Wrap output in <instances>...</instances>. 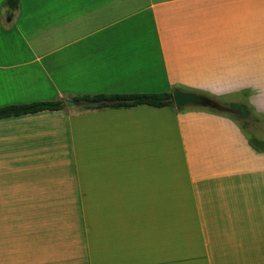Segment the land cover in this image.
<instances>
[{"label": "crops", "instance_id": "0c3cea01", "mask_svg": "<svg viewBox=\"0 0 264 264\" xmlns=\"http://www.w3.org/2000/svg\"><path fill=\"white\" fill-rule=\"evenodd\" d=\"M5 1L0 107L251 81L264 33L254 0ZM77 259L264 264V151L198 107L0 120V264Z\"/></svg>", "mask_w": 264, "mask_h": 264}, {"label": "rangeland", "instance_id": "374dc122", "mask_svg": "<svg viewBox=\"0 0 264 264\" xmlns=\"http://www.w3.org/2000/svg\"><path fill=\"white\" fill-rule=\"evenodd\" d=\"M148 3H142L147 5ZM261 7L264 8V1L261 2ZM254 12V27L264 31V10L259 11L260 2H253ZM1 9H5V15L10 17V9L5 5ZM256 28L253 32L252 40V80L246 82H230V83H206L210 86L209 89L191 88L189 90L197 94H202L210 99L218 102L221 106L228 108L231 112H220L217 110L206 109L215 114L234 120L241 128V132L247 138L249 143L257 151H264V33H256ZM170 92L173 91L169 90ZM166 91V92H169ZM161 93V92H160ZM176 112V109H171ZM242 114H239V111ZM259 140L260 143L258 142ZM263 146V147H259ZM77 211L62 210L60 211L62 224L67 223L70 217H75ZM63 227V226H62ZM77 264H82L81 259H77Z\"/></svg>", "mask_w": 264, "mask_h": 264}, {"label": "trees", "instance_id": "16d2710c", "mask_svg": "<svg viewBox=\"0 0 264 264\" xmlns=\"http://www.w3.org/2000/svg\"><path fill=\"white\" fill-rule=\"evenodd\" d=\"M5 5L13 11L18 9L19 0H6ZM12 16V15H11ZM10 16V17H11ZM75 99H84L90 102L104 101L97 107L88 109H131L138 106L174 109L172 92L161 93H130V94H99L95 96H82ZM65 107L62 99L54 101H38L26 104H10L0 107V120L35 114L43 111H59ZM239 111V110H238ZM239 114H242L239 111Z\"/></svg>", "mask_w": 264, "mask_h": 264}, {"label": "water", "instance_id": "95a60500", "mask_svg": "<svg viewBox=\"0 0 264 264\" xmlns=\"http://www.w3.org/2000/svg\"><path fill=\"white\" fill-rule=\"evenodd\" d=\"M13 10L10 9V15ZM172 99L176 111L180 112L188 107H202L217 110L220 112H231L228 108L221 106L218 102L210 99L209 97L197 94L195 92L184 90L181 88H174L172 91ZM63 102L68 108L84 107H97L104 103V101L90 102L84 99H70L64 98Z\"/></svg>", "mask_w": 264, "mask_h": 264}]
</instances>
